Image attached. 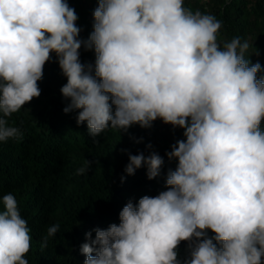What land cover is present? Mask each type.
Listing matches in <instances>:
<instances>
[{
  "label": "clouds",
  "instance_id": "9594fccd",
  "mask_svg": "<svg viewBox=\"0 0 264 264\" xmlns=\"http://www.w3.org/2000/svg\"><path fill=\"white\" fill-rule=\"evenodd\" d=\"M97 4L82 40L67 0H0V142L22 136L6 118L41 95L38 81L55 53L70 101L63 111L78 110L77 125L86 122L92 137L157 119L184 130L166 152L178 161L167 190L129 201L119 224L94 229V239L86 233L84 264H180L184 241L185 264H264V69L245 59L248 41L237 36L221 47V22L185 0ZM81 47L94 51V64L81 62ZM163 164L155 151L129 154L124 172L146 167L151 180ZM0 203V264H28L27 221L13 194ZM58 230L47 228L42 248Z\"/></svg>",
  "mask_w": 264,
  "mask_h": 264
},
{
  "label": "trees",
  "instance_id": "16d2710c",
  "mask_svg": "<svg viewBox=\"0 0 264 264\" xmlns=\"http://www.w3.org/2000/svg\"><path fill=\"white\" fill-rule=\"evenodd\" d=\"M67 2L79 17V38L86 40L93 31L97 0ZM184 6L221 22L217 34L221 47L237 36L242 42L247 40L250 47L245 59L259 62L264 69V0H185ZM79 51L82 63L94 64V51L84 47ZM51 56L38 81L41 95L6 118L22 136L0 142V197L13 194L27 221L32 237L25 256L28 264H84L86 257L79 248L87 242L86 233L92 232L94 239V229L119 224V213L129 201L137 204L145 195L156 196L167 190V173L176 169L178 161L169 160L166 152L177 140L184 139V130L157 119L151 128L135 124L127 132L109 128L92 137L86 122L77 125L78 110L63 111L70 103L60 91L67 81L55 53ZM258 75L264 76V71ZM150 151L164 159L159 176L149 180L146 167L137 169L134 175L124 172L129 154L148 155ZM86 160L91 162L89 170L77 175ZM54 224H59V230L42 248L47 228ZM213 235L209 230L208 236ZM195 243L192 241L193 246ZM177 251L180 264H185L190 259L189 242H181Z\"/></svg>",
  "mask_w": 264,
  "mask_h": 264
}]
</instances>
